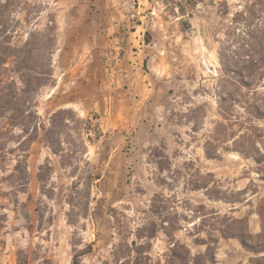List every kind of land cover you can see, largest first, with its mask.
Here are the masks:
<instances>
[{"label": "rangeland", "instance_id": "1", "mask_svg": "<svg viewBox=\"0 0 264 264\" xmlns=\"http://www.w3.org/2000/svg\"><path fill=\"white\" fill-rule=\"evenodd\" d=\"M191 1L0 0V264H264V0Z\"/></svg>", "mask_w": 264, "mask_h": 264}, {"label": "trees", "instance_id": "2", "mask_svg": "<svg viewBox=\"0 0 264 264\" xmlns=\"http://www.w3.org/2000/svg\"><path fill=\"white\" fill-rule=\"evenodd\" d=\"M200 1H198V0H195V1H191V6L193 7V8H195L197 5H198V3H199ZM180 10L182 11V12H185V10H184V7L182 6V5H180ZM260 215H261V217H262V219H263V232H264V209L262 208V210H261V212H260ZM240 241H241V243H242V245L248 250V251H250V252H256L255 251V249H254V247H252L251 245H249L247 242H246V240H244V238H240ZM79 257H76L75 259H74V262H73V264H79V259H78Z\"/></svg>", "mask_w": 264, "mask_h": 264}]
</instances>
